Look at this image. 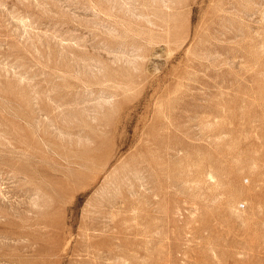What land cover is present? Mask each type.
Listing matches in <instances>:
<instances>
[{"label":"rangeland","instance_id":"374dc122","mask_svg":"<svg viewBox=\"0 0 264 264\" xmlns=\"http://www.w3.org/2000/svg\"><path fill=\"white\" fill-rule=\"evenodd\" d=\"M0 202V264H264V0H0Z\"/></svg>","mask_w":264,"mask_h":264},{"label":"bare ground","instance_id":"6f19581e","mask_svg":"<svg viewBox=\"0 0 264 264\" xmlns=\"http://www.w3.org/2000/svg\"><path fill=\"white\" fill-rule=\"evenodd\" d=\"M1 203V202H0ZM4 204H5V202H4Z\"/></svg>","mask_w":264,"mask_h":264}]
</instances>
